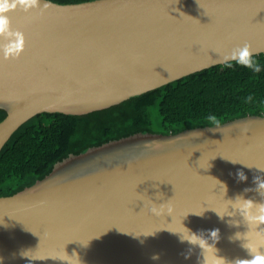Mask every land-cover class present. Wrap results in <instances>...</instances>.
<instances>
[{"label": "water", "instance_id": "1", "mask_svg": "<svg viewBox=\"0 0 264 264\" xmlns=\"http://www.w3.org/2000/svg\"><path fill=\"white\" fill-rule=\"evenodd\" d=\"M261 53L264 0H0V152L40 113ZM0 264H264V114L71 153L0 196Z\"/></svg>", "mask_w": 264, "mask_h": 264}, {"label": "trees", "instance_id": "2", "mask_svg": "<svg viewBox=\"0 0 264 264\" xmlns=\"http://www.w3.org/2000/svg\"><path fill=\"white\" fill-rule=\"evenodd\" d=\"M251 114H264V53L187 75L103 110L84 115L40 113L0 152V196L43 179L71 153L113 139L141 131L175 134ZM6 116L0 109V122Z\"/></svg>", "mask_w": 264, "mask_h": 264}]
</instances>
